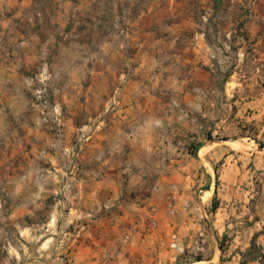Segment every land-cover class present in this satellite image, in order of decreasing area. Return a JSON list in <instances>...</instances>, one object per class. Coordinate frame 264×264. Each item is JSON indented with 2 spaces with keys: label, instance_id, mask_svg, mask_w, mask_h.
I'll list each match as a JSON object with an SVG mask.
<instances>
[{
  "label": "rangeland",
  "instance_id": "obj_1",
  "mask_svg": "<svg viewBox=\"0 0 264 264\" xmlns=\"http://www.w3.org/2000/svg\"><path fill=\"white\" fill-rule=\"evenodd\" d=\"M179 76L223 103L258 96L264 0H0V264L71 261L110 208L76 184L90 136L127 82Z\"/></svg>",
  "mask_w": 264,
  "mask_h": 264
},
{
  "label": "crops",
  "instance_id": "obj_2",
  "mask_svg": "<svg viewBox=\"0 0 264 264\" xmlns=\"http://www.w3.org/2000/svg\"><path fill=\"white\" fill-rule=\"evenodd\" d=\"M212 88L124 85L76 179L94 212L111 209L76 230L67 264H264V85L230 104Z\"/></svg>",
  "mask_w": 264,
  "mask_h": 264
},
{
  "label": "built area",
  "instance_id": "obj_3",
  "mask_svg": "<svg viewBox=\"0 0 264 264\" xmlns=\"http://www.w3.org/2000/svg\"><path fill=\"white\" fill-rule=\"evenodd\" d=\"M151 223H154V219L151 220ZM173 245H175V244H173Z\"/></svg>",
  "mask_w": 264,
  "mask_h": 264
}]
</instances>
